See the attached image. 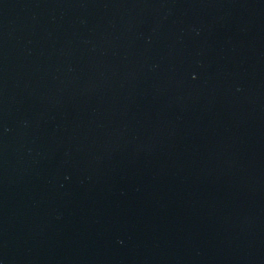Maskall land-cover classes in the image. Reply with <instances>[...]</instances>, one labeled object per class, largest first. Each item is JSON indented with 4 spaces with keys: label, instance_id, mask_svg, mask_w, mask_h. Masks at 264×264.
<instances>
[{
    "label": "water",
    "instance_id": "obj_1",
    "mask_svg": "<svg viewBox=\"0 0 264 264\" xmlns=\"http://www.w3.org/2000/svg\"><path fill=\"white\" fill-rule=\"evenodd\" d=\"M0 264H264V0H0Z\"/></svg>",
    "mask_w": 264,
    "mask_h": 264
}]
</instances>
